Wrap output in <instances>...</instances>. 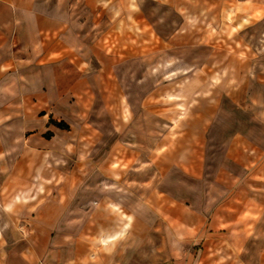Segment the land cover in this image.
Here are the masks:
<instances>
[{
    "label": "rangeland",
    "instance_id": "374dc122",
    "mask_svg": "<svg viewBox=\"0 0 264 264\" xmlns=\"http://www.w3.org/2000/svg\"><path fill=\"white\" fill-rule=\"evenodd\" d=\"M74 3L90 5L89 11L69 13L76 30L84 33L83 43L79 39L74 47L87 58L69 63V79L61 77L68 63L45 67L50 62L44 56L35 63L32 47L26 52L30 64L17 71L11 61L4 67L15 74L6 82L0 76V133L10 136L6 148L13 153L7 160L25 171L23 185L0 190V201L20 196L26 216L39 214L61 207L57 198H66L69 182V196L76 198L73 208L104 209L108 249L117 244L126 259L137 251L143 262L172 258L192 243L173 236L172 219L171 235L163 243L160 230L167 226L158 207L170 205L172 211L180 202L186 228L196 206L209 216L211 202L225 192V186L211 181L225 176L220 168L227 161L229 136L223 124L211 130L210 120H244L247 111L230 101L239 100L252 114L264 97L258 62L264 54V4H258L264 0ZM64 30L59 32L64 35ZM59 32L43 30V40ZM14 50L15 60L22 63L19 45ZM21 69L25 75L18 77ZM17 134L22 138L13 140ZM119 134L122 150L115 152L116 145L121 147ZM137 134L151 142V150L130 141ZM137 146L148 155L135 151ZM177 163H185L184 173ZM135 228L153 234L136 240L129 236ZM112 229L118 231L114 238L108 236ZM178 240L184 244L178 246ZM163 244L169 253L162 251Z\"/></svg>",
    "mask_w": 264,
    "mask_h": 264
},
{
    "label": "crops",
    "instance_id": "0c3cea01",
    "mask_svg": "<svg viewBox=\"0 0 264 264\" xmlns=\"http://www.w3.org/2000/svg\"><path fill=\"white\" fill-rule=\"evenodd\" d=\"M74 2L75 0H0V76L4 79L3 82L10 80L15 74L10 72L11 68L4 67L6 63L15 61L17 71L21 66L30 64L27 61L32 58L26 57L30 47L35 63L41 62L43 56L46 62H50L42 64L45 67L55 69L68 63L61 76L67 79L70 77L69 63L86 60V55L77 52L74 47L77 40L84 41V33L76 30L78 26L73 23L69 13L89 11L90 5L87 3L79 6ZM262 4L264 3H259L258 7L261 8ZM61 12L68 15H57ZM61 29H65L64 35L59 32ZM43 30L59 32V36L43 40ZM17 45L23 61L20 64L15 60L17 51L14 46ZM258 62L263 67V73H259L263 78L259 90L264 94V54L259 55ZM23 75L25 73L21 69L17 76ZM77 87L80 88L79 85ZM247 99L250 100L251 96ZM230 103L236 108L241 106L242 112L247 111L246 118L210 120L211 130L215 124H223L225 131H229V136L225 139L227 161L225 167L220 168L225 176L222 174L216 181H211L217 187L225 186V192L211 202L209 216H205L206 213L196 206L191 215L193 218L190 228H186V209L180 202L172 207V211L170 205L165 210L163 207L157 209L160 220L167 226L160 230L163 243H166L164 238L171 235L172 219L175 222L172 226L176 227L172 231L173 236L188 238L183 241L191 242L190 248L177 250L176 256L171 258L167 255L157 263L138 260L137 251L126 259L118 250L117 244L109 249L106 246L109 244H105L107 234L105 227L102 229L105 226V219L102 220L104 209L94 208L90 212L91 209L73 208L76 198L69 196L71 185L68 182L65 186L66 198H57L61 207L45 208L39 214L26 216L22 208L20 209V196L0 201V238H3L0 239V264H264V97L259 98L257 111L252 114L249 113L250 107H243L239 100L233 99ZM230 125L233 127L232 132ZM0 136V190H17L23 185L25 171L23 167L9 165L7 157L13 153L6 148V144L10 136L7 132L0 133ZM137 136H132L130 141L142 142L147 150L152 149L151 142L143 140L141 134ZM21 138L17 134L12 139ZM121 140L122 134H119L117 144L121 149L116 145L115 152L117 149L122 150ZM145 150L146 148L141 149L138 146L135 148L140 154L148 155ZM177 165L181 166L184 173L185 163ZM199 172H202L201 168ZM85 203L88 200L82 204ZM154 203L159 204V199L153 202L152 209ZM152 231L135 228L129 236L137 240V237L152 236L149 235ZM117 233V230L112 229L108 236L114 238ZM178 242L180 246L182 241ZM164 250L169 253L165 244L162 245V251Z\"/></svg>",
    "mask_w": 264,
    "mask_h": 264
},
{
    "label": "trees",
    "instance_id": "16d2710c",
    "mask_svg": "<svg viewBox=\"0 0 264 264\" xmlns=\"http://www.w3.org/2000/svg\"><path fill=\"white\" fill-rule=\"evenodd\" d=\"M51 121H52V123H54L55 125H57L60 128L67 129L69 127V125L64 121H54V120H51Z\"/></svg>",
    "mask_w": 264,
    "mask_h": 264
},
{
    "label": "bare ground",
    "instance_id": "6f19581e",
    "mask_svg": "<svg viewBox=\"0 0 264 264\" xmlns=\"http://www.w3.org/2000/svg\"><path fill=\"white\" fill-rule=\"evenodd\" d=\"M243 18H245V17H243ZM244 20H246V19H244ZM239 25H242V24L240 23ZM114 150H115V149H114ZM41 190H43V185H42V183H40V190H39V191H41Z\"/></svg>",
    "mask_w": 264,
    "mask_h": 264
}]
</instances>
